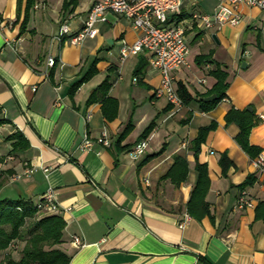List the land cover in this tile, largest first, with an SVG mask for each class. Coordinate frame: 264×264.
<instances>
[{"label":"crops","instance_id":"1","mask_svg":"<svg viewBox=\"0 0 264 264\" xmlns=\"http://www.w3.org/2000/svg\"><path fill=\"white\" fill-rule=\"evenodd\" d=\"M36 0L27 30L20 34L26 0H0V200H24L34 206L48 191L54 192L58 214L65 222L58 249L69 264H264V220L255 207L264 201V174L254 159L237 144L239 127L227 124L230 110L253 113L256 125L248 143L264 156V11L240 5L239 25L203 29L194 13L212 15L216 0H182L181 21L190 52L188 65L174 73V84H183L193 97L180 110L156 97L157 70L141 53L121 60L122 43L140 35L132 22L109 14L97 34L81 45L55 37L62 24L78 31L92 5L99 0ZM55 64L48 67V58ZM97 60L96 74L71 95V87ZM245 67L242 68V64ZM143 69L135 75L138 67ZM226 72L225 100L204 111L201 100L215 95V69ZM109 76V96L118 102L117 117L107 122L101 104H87L89 96ZM213 102V101H212ZM251 108L252 110H247ZM91 119L86 122V115ZM132 128L120 138L128 123ZM153 124L145 154L132 160L129 150ZM214 124L200 146L197 158L192 143L199 129ZM19 132L29 149L12 151L6 139ZM106 132L111 146L96 142ZM88 135L94 147L82 152ZM120 140V142H119ZM119 142V143H118ZM233 163L223 174L220 157ZM187 163V178L174 184L167 177L174 158ZM205 165L209 188L205 202L209 216L189 214L196 164ZM32 169L33 173L24 175ZM45 169H49L47 173ZM21 175L19 180H13ZM252 186H239L249 176ZM244 191L254 207L239 210ZM189 222L180 228L184 216ZM84 246L72 247V237Z\"/></svg>","mask_w":264,"mask_h":264},{"label":"trees","instance_id":"2","mask_svg":"<svg viewBox=\"0 0 264 264\" xmlns=\"http://www.w3.org/2000/svg\"><path fill=\"white\" fill-rule=\"evenodd\" d=\"M20 1L18 10V19L21 17ZM77 0H68L64 2V8H68L71 5H76ZM36 0H26L23 17L20 25V34H23L27 30L28 21L30 18V11L35 5ZM95 60L90 66L87 73L79 79L71 87V95L74 94L79 88L91 80L96 74ZM143 69V66L138 67L135 71V75H139ZM216 79V84L213 88V93L216 99L211 103H203L201 100V107L204 111L212 109L219 102L226 98V91L228 88L227 74L221 69H215L211 72ZM110 77L107 76L104 81L98 86L93 93L89 96L87 104L94 103L101 104L102 114L107 122L113 121L117 117L118 102L109 96V91L112 87ZM177 92L181 98L183 105L188 106L193 97L189 94L186 87L178 83ZM171 106V105H169ZM5 120L0 119V126L6 124ZM226 123H234L239 127V134L236 137L237 144L243 149L248 157L255 159L260 155V150L251 146L248 142V137L251 129L256 125L253 113L247 111L230 110L226 115ZM132 128L129 122L120 138H124ZM153 124L151 123L141 134L140 139H146L153 131ZM215 125L212 124L209 127L199 129L198 136L192 143V150L195 157L200 151V146L205 142L207 134L210 130H213ZM7 141L12 142V151L24 152L29 149V144L25 137L19 132L9 136ZM120 142V140H119ZM118 142V143H119ZM5 161V157L0 156V164ZM219 165L222 169L221 172L225 174V171L233 165L229 160L226 153H223L219 160ZM196 173H198L197 183L193 186L189 202L187 204V211L189 214L197 216H212L209 210V206L205 202V196L209 188V178L207 173V167L199 163L196 164ZM187 163L186 160L177 156L174 158V164L168 171L167 177L171 178L174 184L178 185L187 178ZM255 177L249 176L239 186L241 190L246 189L254 184ZM256 217L264 220V201L259 202L255 207ZM39 209L30 202L18 199V200H0V253H4V258L0 264H69L70 257L63 251L57 248L61 244L63 238V231L65 229V222L58 214H48L46 216H38ZM28 221H30L28 223ZM14 243H21L23 247L20 251L19 257L15 260L11 255V250L15 246Z\"/></svg>","mask_w":264,"mask_h":264},{"label":"built area","instance_id":"3","mask_svg":"<svg viewBox=\"0 0 264 264\" xmlns=\"http://www.w3.org/2000/svg\"><path fill=\"white\" fill-rule=\"evenodd\" d=\"M216 1L218 5L212 15L200 13L192 15V20L198 22L203 29L225 24L239 25L242 19L238 10L240 5L264 11V0ZM109 14L129 19L133 27L140 33L132 44L122 43L119 50L121 60L124 61L131 56L146 53L150 67L157 70L160 75V82L155 90L156 97L165 99L174 109L180 110L184 105L174 84V73L188 65L190 52L185 28L182 22L178 21L182 15V0H99L92 5L87 18L78 31L72 32L68 25L62 24L55 40L61 42L63 38H66L73 45H81L86 39H92L96 36L97 26L108 22ZM54 64V58L49 57L48 67H52ZM90 119L91 113L89 112L85 121L88 122ZM95 143L108 148L111 146V140L106 132L100 134ZM93 147L94 142L88 135H85L78 148L80 151L88 153L93 150ZM147 148L148 141L142 140L135 144L128 154L132 160L137 161L145 154ZM253 165L257 173L264 174L263 155H258L254 159ZM48 171L49 169L44 170L45 173ZM31 173H33V170L28 169L24 172V175ZM20 178L21 175H16L13 180H19ZM237 199L236 207L239 210H250L254 207V203L244 191ZM37 207L40 210H45L48 214L58 213L59 208L54 192L48 190L42 196ZM189 220L190 217L185 215L180 228L184 227ZM72 245L75 249H79L84 246V243L79 237L74 236L72 237Z\"/></svg>","mask_w":264,"mask_h":264},{"label":"rangeland","instance_id":"4","mask_svg":"<svg viewBox=\"0 0 264 264\" xmlns=\"http://www.w3.org/2000/svg\"><path fill=\"white\" fill-rule=\"evenodd\" d=\"M161 99H163V98H161ZM163 100H165V99H163ZM166 101V100H165ZM46 215H48V213L45 211V210H40L39 209V213H38V216H40L41 218H42V216H46ZM30 221H28V223H29ZM14 247H13V249L11 250V255H12V257H14L15 258V260L19 257V254H20V251H21V249H22V247H23V244H21V243H14ZM3 258H4V253H0V260L2 261L3 260Z\"/></svg>","mask_w":264,"mask_h":264},{"label":"water","instance_id":"5","mask_svg":"<svg viewBox=\"0 0 264 264\" xmlns=\"http://www.w3.org/2000/svg\"><path fill=\"white\" fill-rule=\"evenodd\" d=\"M245 67V63L242 64V68ZM216 99V96L215 95H211L207 98L204 99L205 102H212ZM247 110L251 111L252 109L251 108H248Z\"/></svg>","mask_w":264,"mask_h":264}]
</instances>
